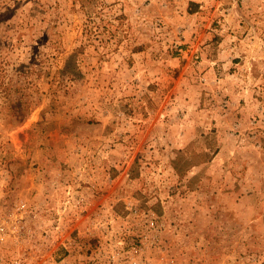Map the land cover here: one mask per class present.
<instances>
[{"label": "rangeland", "instance_id": "1", "mask_svg": "<svg viewBox=\"0 0 264 264\" xmlns=\"http://www.w3.org/2000/svg\"><path fill=\"white\" fill-rule=\"evenodd\" d=\"M21 199L32 264H133L121 240L264 264V0H0V210Z\"/></svg>", "mask_w": 264, "mask_h": 264}, {"label": "built area", "instance_id": "2", "mask_svg": "<svg viewBox=\"0 0 264 264\" xmlns=\"http://www.w3.org/2000/svg\"><path fill=\"white\" fill-rule=\"evenodd\" d=\"M86 201L87 199H85V197L75 196L71 193V190H68L65 198V206L71 204L73 207L76 206L81 208V211L83 212L87 207ZM52 211L51 208H48L45 210V213L48 212L47 215H50L52 214ZM43 212V205L30 204L27 199H21L18 201L15 207L11 208L9 212H3L0 210V264H32V259L27 256V251L14 254L11 242L19 239L23 234L27 233L25 237L29 236L27 218H40V216L43 215ZM150 224L153 227L156 226L154 220H151ZM57 226L59 225L57 224ZM64 244L66 245V242H64ZM118 247L119 254L124 255L125 260L130 259L133 264H152L147 261V258L145 259L144 249L141 245L136 244L131 248L126 249L124 240H121ZM46 263L48 262L43 264Z\"/></svg>", "mask_w": 264, "mask_h": 264}]
</instances>
